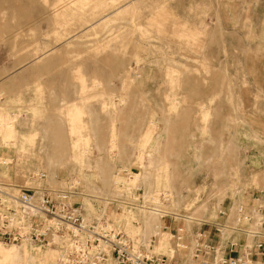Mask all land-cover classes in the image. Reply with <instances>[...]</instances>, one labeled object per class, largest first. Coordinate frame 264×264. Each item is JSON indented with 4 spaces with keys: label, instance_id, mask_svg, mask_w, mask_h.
Segmentation results:
<instances>
[{
    "label": "rangeland",
    "instance_id": "1",
    "mask_svg": "<svg viewBox=\"0 0 264 264\" xmlns=\"http://www.w3.org/2000/svg\"><path fill=\"white\" fill-rule=\"evenodd\" d=\"M263 63L264 0H0V176L45 172L87 219H137L132 234L161 216L109 201L129 195L117 183L179 209L211 190L249 203L261 177L239 146L264 145ZM14 263L59 253L0 243Z\"/></svg>",
    "mask_w": 264,
    "mask_h": 264
},
{
    "label": "built area",
    "instance_id": "2",
    "mask_svg": "<svg viewBox=\"0 0 264 264\" xmlns=\"http://www.w3.org/2000/svg\"><path fill=\"white\" fill-rule=\"evenodd\" d=\"M0 167H6L2 161ZM124 172L131 177L129 169ZM27 176L23 183L0 176L2 244L54 247L58 264H264L260 198L225 207L211 190L206 196L197 192L196 202L179 209L171 191L117 183L129 195L109 201L129 213L138 209L161 216L151 235L132 234L126 226L137 219L125 217L116 226L109 219L88 220L74 201L79 192L50 187L45 172ZM210 201L214 217L208 212ZM160 241L166 249L158 247Z\"/></svg>",
    "mask_w": 264,
    "mask_h": 264
},
{
    "label": "crops",
    "instance_id": "3",
    "mask_svg": "<svg viewBox=\"0 0 264 264\" xmlns=\"http://www.w3.org/2000/svg\"><path fill=\"white\" fill-rule=\"evenodd\" d=\"M262 66L263 68L261 70V81L262 86L264 88V63ZM239 150L241 154V163L245 165L248 170L247 172L250 171V173H258L255 175H259L261 177V187H253L248 196L252 194L250 196V200H252V198H260L264 202V145H259L257 146V148H255V146L250 145L249 142L248 144H243L242 146H239Z\"/></svg>",
    "mask_w": 264,
    "mask_h": 264
},
{
    "label": "bare ground",
    "instance_id": "4",
    "mask_svg": "<svg viewBox=\"0 0 264 264\" xmlns=\"http://www.w3.org/2000/svg\"><path fill=\"white\" fill-rule=\"evenodd\" d=\"M89 220V219H88ZM157 225H159V222L157 223V222H155L154 224H152V227H151V230H155V228H156V226ZM145 235H147V234H145ZM1 243V242H0ZM23 245H28V244H23ZM166 246H167V244L165 243V242H163V241H160L159 243H158V247L160 248V249H166ZM15 264V263H14Z\"/></svg>",
    "mask_w": 264,
    "mask_h": 264
}]
</instances>
